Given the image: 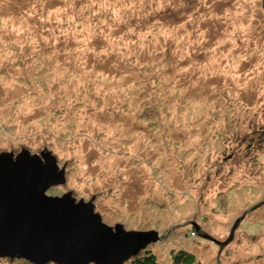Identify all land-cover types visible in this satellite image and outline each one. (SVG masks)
Segmentation results:
<instances>
[{
  "label": "rangeland",
  "instance_id": "rangeland-1",
  "mask_svg": "<svg viewBox=\"0 0 264 264\" xmlns=\"http://www.w3.org/2000/svg\"><path fill=\"white\" fill-rule=\"evenodd\" d=\"M24 149L156 264H264L263 0H0V153Z\"/></svg>",
  "mask_w": 264,
  "mask_h": 264
},
{
  "label": "water",
  "instance_id": "water-1",
  "mask_svg": "<svg viewBox=\"0 0 264 264\" xmlns=\"http://www.w3.org/2000/svg\"><path fill=\"white\" fill-rule=\"evenodd\" d=\"M66 180V166L60 168L50 153H0V258L34 264H127L160 240L154 231L106 224L93 201L48 194Z\"/></svg>",
  "mask_w": 264,
  "mask_h": 264
},
{
  "label": "trees",
  "instance_id": "trees-1",
  "mask_svg": "<svg viewBox=\"0 0 264 264\" xmlns=\"http://www.w3.org/2000/svg\"><path fill=\"white\" fill-rule=\"evenodd\" d=\"M264 3V0H263ZM143 255L142 253L137 257L133 258L130 263L132 264H156V257L151 252H147ZM193 255L184 250L174 252L172 255L170 264H195L193 260Z\"/></svg>",
  "mask_w": 264,
  "mask_h": 264
}]
</instances>
